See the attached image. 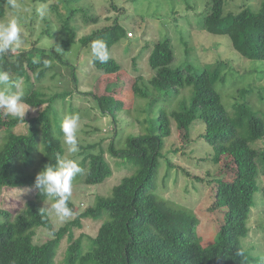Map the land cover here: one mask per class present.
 Segmentation results:
<instances>
[{"label": "trees", "instance_id": "obj_1", "mask_svg": "<svg viewBox=\"0 0 264 264\" xmlns=\"http://www.w3.org/2000/svg\"><path fill=\"white\" fill-rule=\"evenodd\" d=\"M31 1L45 5L51 0ZM75 1L56 0V5L49 6L51 11L57 9V15L62 18L60 31L68 34L62 42L64 47L74 44L76 38L71 21L80 10L70 6ZM5 4L6 0H0V19L6 15ZM110 6L116 10L113 0H110ZM202 17L206 32L228 36L234 51L247 60L264 61V0L258 13L248 8L237 13H224L223 0H207ZM96 23L97 20H93V24ZM129 34L132 37V32L116 20L77 40L83 50H89L87 54L96 75L111 76L120 72L121 64L112 57L111 48L121 39L127 41L129 51L136 48L141 38L132 41L127 38ZM183 39L181 33L179 40L183 42ZM97 40L104 42L109 53L108 61L103 64L92 55L91 44ZM145 50L149 51L147 64L153 72L147 85L156 96L137 110L138 115L139 112L144 115L141 122L136 117L141 123V132L125 134L123 126L129 121L122 116L126 105L133 99L147 97L145 91L149 87H142L145 82L139 76L131 88L122 93L119 87L111 86L107 88L112 90L110 95L84 94L92 98V105L90 110L85 108L87 112L83 117L93 111L107 115L114 125L113 134L107 132L111 141L104 148L103 142L108 138L105 135L98 142H87L86 137L98 131L91 127L83 132L85 139L78 140L79 151L69 157L83 169L73 181L88 186L100 185L111 176L112 169L105 156L118 159L116 166L129 165L133 172L113 187L110 195L96 196L94 204L81 214L73 210L68 200L74 220L57 230L53 229L43 207L46 201H54L47 194L41 195L35 181L39 172L46 166L56 167L58 157L64 156L61 131L64 119L74 114L82 115L72 104L74 94H82L78 90V77L72 66L69 75L73 87L55 86L50 92L45 81L57 82V76L63 78L56 69L63 64L52 63L51 52L39 48V56L33 58L26 51L14 53L12 50L13 53L9 51L0 56V71L7 72L13 83H21L23 103L37 111L35 116H24V119L5 113L6 121H3L0 116V127H5L2 140L0 134V141L4 142L0 147V190L23 187L35 190L34 197L16 215L0 210V264H55L57 250L64 239L69 244L63 264H264L262 252L255 251L254 245L243 244L249 233L248 221L252 211L260 207L259 212L264 215V183L260 178L264 174V110H256L250 105L249 96L253 89L237 87L239 100L232 105L237 112L235 127L216 86L230 81L235 71H225V63L202 70H195L190 63L183 68L172 67L174 50L167 35L156 41H145L142 51ZM184 52L187 55L190 51ZM135 66L134 63L136 70ZM182 88L189 89L188 98L179 100L171 111L162 107L170 96L174 100ZM68 109L72 112L70 115ZM94 115L89 116L91 120ZM171 124L183 135L182 147L188 150L189 161L196 167L207 169V165L223 163L225 173L215 174L207 181L209 190L205 203L209 202V207L206 214L213 227L208 239L211 243L207 246L201 243L197 234L200 219L192 211L173 206L154 193V177L160 161L164 160L167 167L171 164L163 153ZM194 124H200L203 131L199 128L198 134L193 135L190 129ZM240 125L244 126L246 137L238 133ZM17 128L22 131L15 133L13 129ZM249 141H261L263 147L255 152ZM195 143L198 152L194 151ZM19 160L22 167L17 173L14 162ZM226 174L232 176L230 181L223 180ZM81 219L100 224L96 235L87 239L86 252H83L82 237L73 240V230L82 226ZM39 228L47 229L53 239L41 245L34 244L33 238Z\"/></svg>", "mask_w": 264, "mask_h": 264}, {"label": "rangeland", "instance_id": "obj_2", "mask_svg": "<svg viewBox=\"0 0 264 264\" xmlns=\"http://www.w3.org/2000/svg\"><path fill=\"white\" fill-rule=\"evenodd\" d=\"M261 2L262 0H223V12L237 13L243 8H248L258 13L261 8ZM16 3L17 8L12 9L6 0V15L3 19H0V24L7 23L11 19L17 20L22 42L18 48L14 49V53L23 50L28 52L29 57L36 58L39 56L38 50L41 48L51 52L52 63L57 66H61L60 62L63 64L61 68L59 67L60 69L56 68L63 74V78L57 76L55 79L57 82L45 81V86L49 87L50 92L55 86H63L62 88L67 87V89L68 87H73V84L70 83L71 77L69 75L72 66L78 77V90L82 94L80 93V96L74 94L72 100L73 108L78 110V114H82L78 115L80 118V126L77 132L78 140H84L83 132L88 131L91 127H95L98 131L86 137L87 142H98L102 136H107V132H109V135L113 134L112 129L114 128L109 117L105 114L100 115L97 111L92 113L95 114L93 116L94 120L90 119V117L92 118L90 112L86 113V117H83V114L87 112L85 108L90 110L92 105V98L84 94L90 92L95 95H107L112 91L107 89L111 86L119 87L122 89V93L130 89L139 76L145 82L142 87H149L147 82L153 72L148 68L147 64L149 51H142V49L145 41H156L161 39L163 35L169 36L172 40V48L174 50L172 67L183 68L186 63H190L195 70H202L207 67H215L218 63H225V71H235L230 76V81L233 80V83H235L234 87H232L233 83L228 80L224 84L216 85L222 105L228 112L229 118L235 127H237L235 121L237 112L232 108V105L239 100V89L252 88L253 91L249 96L250 105H253L256 110H264V61L247 60L234 51L228 36L212 35L203 29L202 12L207 0H113L116 10L111 8L110 0H76L70 4L71 8L74 6V8L80 10L74 14L71 21V28L76 30V38L74 44L69 47H64L62 44L68 35L65 31H60L62 18L57 15V9L56 11L49 9V6L56 5V0H51L45 5L34 4L31 0H16ZM39 8H46L44 15L39 14L37 11ZM58 11L64 17V12H61L60 8ZM92 19L97 20V23L93 24ZM116 20L128 32H132V37L127 35V38L132 39V41H135L137 37L141 39H139L137 47L131 51H129L127 41L124 39L117 42L111 48V53L112 57L121 64L120 72L111 76L96 75L87 54L89 50H83L77 40L96 29L111 25ZM181 33L184 36L183 42L186 44L179 40ZM185 50L190 52L185 55ZM53 51L56 53L53 54ZM58 80L61 81V84H59ZM144 91L145 89L143 88ZM117 93L119 94V92ZM145 93H147V97H136L132 100V103L126 105L127 109L122 112V116L129 121L128 124L123 122L125 134L128 132L134 134L141 132V123L137 119L141 122L144 115H140V112L138 115L137 110L147 104L148 99L156 96L155 91L151 87ZM188 96L189 89L182 88L179 90L178 95L174 97V100L170 96L168 99L166 98L167 101L163 106L161 103V106L165 109L168 107L169 111H171V109L176 107L179 100L188 98ZM58 104L62 106L60 103ZM24 107L26 110L25 117L37 114L36 110L30 109L25 104ZM69 113L72 112H69L68 109L67 114L70 115ZM0 114L1 119L6 121L4 109L0 108ZM127 125H129L128 128ZM199 128L203 131V127L200 124H194L190 132L193 135H197ZM2 130H5V127L4 129L0 127V131ZM13 131L18 133L22 129L17 128L13 129ZM238 133H240V136L246 137L243 125L238 126ZM0 134L3 135L5 132L2 131ZM4 137L5 135L1 137V140ZM110 141L111 138L108 137L103 142L104 148L109 145ZM184 142L183 135L178 133L174 125L171 124V133L164 140L163 148V153L166 154L171 164L170 167H167L164 160L160 161L157 176L154 177V193L173 206L192 211L200 219L197 234L201 243H205L207 246L211 243L208 239L213 231L206 214V210L209 207V202L205 203V197L209 190L207 181H210L215 174L220 175L225 172L223 163H219L216 165L217 167L215 165H207V169L206 167H203V169L196 167L195 163L189 161L191 156L188 155V150L182 147ZM3 144L4 142L0 141V147ZM195 144L197 146L194 151L198 152V144ZM248 144L255 152H258L263 147L261 141H249ZM64 149V156L69 158L71 154L67 153V145L65 143ZM207 151L205 149V152ZM105 157L110 164L112 174L103 183L96 186H88L80 181L77 183L75 181L72 182V193L69 201L75 212L81 214L88 207H91L96 196L106 197L110 195L113 187L117 186L124 177H129L132 174L133 168L129 167V165L116 166L115 162H119L116 161L118 159ZM21 164L20 160L14 162L17 173L22 167ZM196 178L201 180V182ZM231 178L230 174H226L223 180L230 181ZM260 178L264 183V174H261ZM34 192V188L26 187L0 190V210L8 212L11 216L16 215L24 208L27 200L34 196ZM51 204V202L46 201L43 207L48 212L54 230L74 220L72 215L63 221L59 220L54 212L51 211ZM260 210L261 208L259 207L252 211L248 221L249 233L243 240V244L244 246L254 245L255 251L262 252L264 256V230H261L264 228V215L259 212ZM80 223L82 226L73 230V240L75 241L82 237L83 252H86L87 239L95 236L100 224L90 219H81ZM51 239L53 237L47 229L39 228L36 230L33 243L41 245ZM68 244L65 239L61 242L55 257V264H63Z\"/></svg>", "mask_w": 264, "mask_h": 264}, {"label": "clouds", "instance_id": "obj_3", "mask_svg": "<svg viewBox=\"0 0 264 264\" xmlns=\"http://www.w3.org/2000/svg\"><path fill=\"white\" fill-rule=\"evenodd\" d=\"M7 4L12 9L17 8L16 0H7ZM37 11L40 15H44L46 8H39ZM21 42L22 37L16 19L0 24V56L18 48ZM91 50L95 60L102 64L108 61L109 53L103 41L92 42ZM44 63L47 65L48 61ZM0 88H2L0 90V108L13 118L24 119L26 113L23 103L24 92L19 83H13L10 81L7 72L0 71ZM79 121V116L74 114L66 117L61 125L64 143L67 145V153L69 154H75L79 151L77 138ZM82 171L83 169L75 160L68 158V156H60L56 167L46 166L36 176V187L40 189L41 195L47 194L48 198L54 201L51 204V211L61 221L73 214L67 202L72 193V181Z\"/></svg>", "mask_w": 264, "mask_h": 264}, {"label": "built area", "instance_id": "obj_4", "mask_svg": "<svg viewBox=\"0 0 264 264\" xmlns=\"http://www.w3.org/2000/svg\"><path fill=\"white\" fill-rule=\"evenodd\" d=\"M129 37H131V34H129Z\"/></svg>", "mask_w": 264, "mask_h": 264}]
</instances>
